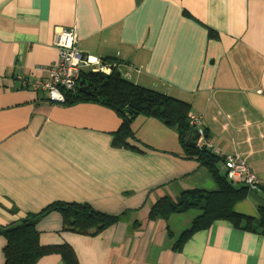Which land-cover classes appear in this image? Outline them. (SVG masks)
Segmentation results:
<instances>
[{"label": "crops", "instance_id": "0c3cea01", "mask_svg": "<svg viewBox=\"0 0 264 264\" xmlns=\"http://www.w3.org/2000/svg\"><path fill=\"white\" fill-rule=\"evenodd\" d=\"M72 26L83 54L188 103L212 151L245 160L260 184L237 214L257 218L264 205V0H0V233L43 212L40 246L67 245L78 264H264L263 235L216 221L176 249L201 212L150 218L164 197L217 189L210 171L184 156L175 130L138 117L137 151L114 148L116 112L52 105L32 90L58 61L56 33ZM54 203L118 221L96 236L64 231ZM5 245L0 234V264ZM36 264L63 262L49 254Z\"/></svg>", "mask_w": 264, "mask_h": 264}, {"label": "trees", "instance_id": "16d2710c", "mask_svg": "<svg viewBox=\"0 0 264 264\" xmlns=\"http://www.w3.org/2000/svg\"><path fill=\"white\" fill-rule=\"evenodd\" d=\"M209 38L217 37L211 29ZM112 61V60H108ZM106 62V61H105ZM85 88L91 95L79 91ZM65 105L78 102H93L107 107L118 115L120 126L113 135L114 148H129L137 151L131 144L135 134L131 128L138 117L157 119L166 127L175 130L178 142L187 159L196 160L213 175L216 191L203 192L187 190L176 199L164 197L151 209L150 218L167 220L175 213L198 210L201 214L185 230L175 248L197 231L209 228L216 221H227L234 228L264 236V205L258 208L257 218L244 217L234 211L236 204L244 201L251 194H257L243 185H233L221 174L218 164L223 159L205 148L189 146L195 129L189 125L190 105L169 95L146 89L122 77L113 69L110 75L89 74L79 79L74 91L65 94ZM64 105V106H65ZM264 194V189H263ZM58 211L63 220V230L84 236H96L117 223L118 218L98 213L86 204L54 203L50 208ZM44 215H30L16 224L9 226L2 234L6 245L3 249L4 264H36L49 254H57L63 264H78L73 250L67 245L42 247L39 243L37 225Z\"/></svg>", "mask_w": 264, "mask_h": 264}, {"label": "built area", "instance_id": "2783aa9c", "mask_svg": "<svg viewBox=\"0 0 264 264\" xmlns=\"http://www.w3.org/2000/svg\"><path fill=\"white\" fill-rule=\"evenodd\" d=\"M78 30L75 26L62 27L55 35L53 46L58 51V61L55 65L43 69L45 79H38L32 85L33 91L42 92L48 102L56 106H64L67 91H74L79 85V79L85 74L110 75L115 65L103 61L100 57L83 54L78 49ZM189 125L198 134L196 146L205 148L223 159L221 174L233 185H243L256 190L259 183L243 158L239 155H226L213 152L209 140L201 126V118L189 116Z\"/></svg>", "mask_w": 264, "mask_h": 264}, {"label": "water", "instance_id": "95a60500", "mask_svg": "<svg viewBox=\"0 0 264 264\" xmlns=\"http://www.w3.org/2000/svg\"><path fill=\"white\" fill-rule=\"evenodd\" d=\"M79 91L81 93H83L84 95H91V93L89 91H87L85 88H80ZM198 139V134L195 132L193 138L191 139L189 146L192 148H198L196 146V140Z\"/></svg>", "mask_w": 264, "mask_h": 264}, {"label": "rangeland", "instance_id": "374dc122", "mask_svg": "<svg viewBox=\"0 0 264 264\" xmlns=\"http://www.w3.org/2000/svg\"><path fill=\"white\" fill-rule=\"evenodd\" d=\"M142 118V117H141ZM144 119V118H143ZM144 130H142V132H143ZM262 198V197H261ZM263 199H264V197H263ZM263 199H261V200H263ZM260 203H263L264 201H259ZM264 204V203H263ZM249 216H251V217H254V212H253V210L249 213Z\"/></svg>", "mask_w": 264, "mask_h": 264}]
</instances>
